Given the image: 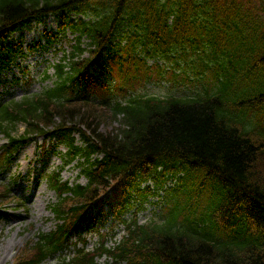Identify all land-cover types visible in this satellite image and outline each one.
<instances>
[{"label": "trees", "instance_id": "16d2710c", "mask_svg": "<svg viewBox=\"0 0 264 264\" xmlns=\"http://www.w3.org/2000/svg\"><path fill=\"white\" fill-rule=\"evenodd\" d=\"M49 14L59 25L46 33L48 42L69 31L72 49L54 65V85L0 99V134L7 138L0 205L12 192L1 179L4 167L25 141L44 135L66 148L64 165L47 173L59 196L51 205L59 223L39 231L13 264H46L64 253L71 227L96 204L110 208L125 236L112 246L100 238L92 250L75 248L54 264H101L104 255L105 264H264V130L246 116L264 106V35L252 40L264 31V0H0V71L23 53L11 32ZM177 57L187 65L158 62ZM191 70L211 75L215 91L136 94ZM74 161L86 185L62 179ZM176 176L179 184L167 188ZM208 185L220 197L201 214L179 201L162 223L124 218L132 192L144 202L159 189L195 194ZM223 231L230 238L216 237Z\"/></svg>", "mask_w": 264, "mask_h": 264}, {"label": "rangeland", "instance_id": "374dc122", "mask_svg": "<svg viewBox=\"0 0 264 264\" xmlns=\"http://www.w3.org/2000/svg\"><path fill=\"white\" fill-rule=\"evenodd\" d=\"M57 24L58 17L55 16L36 20L17 29L12 34V38L22 41L25 46L37 40H43L44 42V29H56ZM198 31L202 32L203 29L199 28ZM263 35L264 31L262 33H254L252 40ZM67 36L72 38L74 35L67 33ZM68 38L61 36V39L45 44V48L28 51L23 57L17 59L14 65L0 77V96L20 99L27 93L33 94L51 85L55 77L47 78L46 74L53 75L55 72L53 64L62 57L64 49L70 50ZM190 51L191 48L189 49ZM259 51L263 53L262 47L259 48ZM181 63H183L182 60ZM94 71L97 72L96 69ZM193 78L191 77L189 80ZM186 81L182 80L180 85H173L168 82L147 84L138 89V91L149 95L165 96L168 94L185 95L201 90L200 84L192 86ZM263 112L264 109H260L259 115L256 112L249 114L250 123L254 124L255 120H259V116L261 117ZM24 130L25 124H19L18 134H21ZM5 142L6 138L0 134V147ZM43 146V137L28 143L19 150L16 161L6 168L4 177L13 184V193L1 204L6 216L0 219V264H13L24 252L27 243L30 245L34 240L36 232L39 230L50 231L56 224L55 215L49 206L57 201V195L49 188L46 173L55 170L63 163L61 155L65 149L63 147L54 149L50 145L48 150H45L44 147L42 151ZM46 146H48V143H46ZM63 177L71 182L87 183L84 177L79 178V169L76 166L67 167L63 172ZM178 180V177L169 179L166 183L167 188L177 186L179 184ZM150 183L152 187L156 186L155 183ZM205 189L207 190L202 193H189L182 196L172 190L159 189L157 194L148 195L145 202L139 200L137 192H132L133 206L129 208L125 217L133 218V213L141 202L143 208L137 209V217L140 223L162 222L168 216L167 206L171 202L180 201V199L185 205L192 204V211L201 214L204 210L212 209L213 201L217 202L220 197L218 191H214L210 185ZM89 214L96 218L97 221L94 222L86 218L81 219L78 233L72 235V241L76 242L78 247H81L82 243L86 241L87 247L93 248L100 239L98 231L111 232L109 229L112 227L114 228V234L108 235V245H114L116 241L121 239L125 229L124 226L115 224L114 217L108 215L102 219L99 216V211L97 212L94 208H90ZM198 222L200 221L198 220ZM207 227L209 229L211 225ZM73 251L74 247H71L66 254L72 255ZM60 258L61 256L56 254L48 258L47 263L54 264ZM106 260V256L99 259L103 264Z\"/></svg>", "mask_w": 264, "mask_h": 264}]
</instances>
